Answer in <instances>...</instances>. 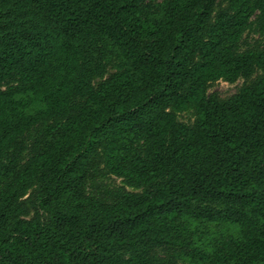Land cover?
<instances>
[{
  "label": "trees",
  "instance_id": "1",
  "mask_svg": "<svg viewBox=\"0 0 264 264\" xmlns=\"http://www.w3.org/2000/svg\"><path fill=\"white\" fill-rule=\"evenodd\" d=\"M223 1L0 0V264H264V76L208 93L264 0ZM96 156L143 191L86 195Z\"/></svg>",
  "mask_w": 264,
  "mask_h": 264
},
{
  "label": "rangeland",
  "instance_id": "2",
  "mask_svg": "<svg viewBox=\"0 0 264 264\" xmlns=\"http://www.w3.org/2000/svg\"><path fill=\"white\" fill-rule=\"evenodd\" d=\"M224 5L225 3L223 0H217L214 13ZM238 49L239 51L264 49V32L259 31L256 27L255 16L252 17V23L244 31L238 43ZM114 71L115 66L113 61L108 62L104 77H107ZM261 76H264V67L259 66L256 67L252 75L247 78L239 77L234 82H229L223 79L215 80L209 83L208 93L217 97L219 100H226L237 93L241 87L254 82ZM101 80L102 79L100 77H95L93 79L94 85H97ZM11 84H15V82L11 81ZM7 86L8 84H5L3 88H6ZM195 117V110L193 108H189L177 114L178 121L185 124H192ZM46 124H48V122L37 123L21 137V141L25 145V149L21 153V167L31 156L30 147ZM34 188V186L29 188L25 197L28 195L34 196L32 194ZM84 191L86 195H89L98 201H112L120 192L132 191L135 193H141L143 191V187H135L124 178L109 173L104 166L103 159L100 156H96L89 165ZM170 253L171 251L169 252V250L165 248H159L155 251V254L164 260L169 258ZM175 263L189 264L188 261L178 258L175 260Z\"/></svg>",
  "mask_w": 264,
  "mask_h": 264
}]
</instances>
